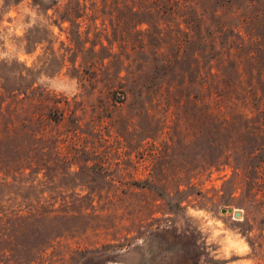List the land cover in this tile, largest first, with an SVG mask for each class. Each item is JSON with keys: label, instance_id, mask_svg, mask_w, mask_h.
Segmentation results:
<instances>
[{"label": "rangeland", "instance_id": "1", "mask_svg": "<svg viewBox=\"0 0 264 264\" xmlns=\"http://www.w3.org/2000/svg\"><path fill=\"white\" fill-rule=\"evenodd\" d=\"M260 110L264 0H0V170L53 204L39 264H263Z\"/></svg>", "mask_w": 264, "mask_h": 264}, {"label": "trees", "instance_id": "2", "mask_svg": "<svg viewBox=\"0 0 264 264\" xmlns=\"http://www.w3.org/2000/svg\"><path fill=\"white\" fill-rule=\"evenodd\" d=\"M259 105L263 106L262 103ZM260 111L264 116V110ZM255 150L258 154H254ZM254 151L247 156L252 161L247 166L256 172L264 168V140L256 144ZM17 173L18 176L0 170V264H39L53 239L36 233L33 225L37 218H44L54 211L53 204H43L40 199H35L36 184L26 177L24 169H18ZM238 231L245 237L251 256L261 263L264 246L249 234L252 227H249L246 215L239 223ZM262 261L264 264V259Z\"/></svg>", "mask_w": 264, "mask_h": 264}, {"label": "water", "instance_id": "3", "mask_svg": "<svg viewBox=\"0 0 264 264\" xmlns=\"http://www.w3.org/2000/svg\"><path fill=\"white\" fill-rule=\"evenodd\" d=\"M220 211H221V212H225V211L230 212L231 209H229V208H228V209L221 208ZM233 215H234L235 217H239L240 213H239L238 211H234V212H233Z\"/></svg>", "mask_w": 264, "mask_h": 264}]
</instances>
